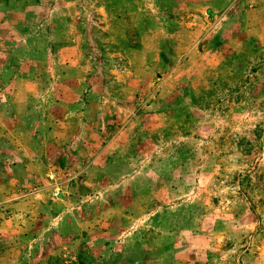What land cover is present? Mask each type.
I'll return each instance as SVG.
<instances>
[{"label": "rangeland", "instance_id": "obj_1", "mask_svg": "<svg viewBox=\"0 0 264 264\" xmlns=\"http://www.w3.org/2000/svg\"><path fill=\"white\" fill-rule=\"evenodd\" d=\"M0 264H264V0H0Z\"/></svg>", "mask_w": 264, "mask_h": 264}]
</instances>
